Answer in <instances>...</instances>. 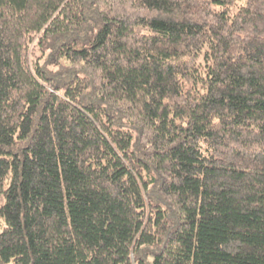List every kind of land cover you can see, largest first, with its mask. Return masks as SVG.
<instances>
[{"label":"trees","instance_id":"obj_1","mask_svg":"<svg viewBox=\"0 0 264 264\" xmlns=\"http://www.w3.org/2000/svg\"><path fill=\"white\" fill-rule=\"evenodd\" d=\"M0 264H264V0H0Z\"/></svg>","mask_w":264,"mask_h":264},{"label":"rangeland","instance_id":"obj_2","mask_svg":"<svg viewBox=\"0 0 264 264\" xmlns=\"http://www.w3.org/2000/svg\"><path fill=\"white\" fill-rule=\"evenodd\" d=\"M2 203H4V196L0 195V206L2 205ZM1 229H2V224H1V221H0V230Z\"/></svg>","mask_w":264,"mask_h":264}]
</instances>
